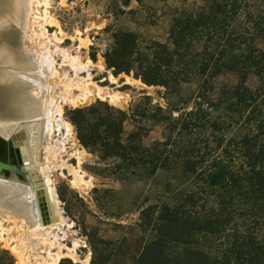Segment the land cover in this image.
<instances>
[{
    "label": "trees",
    "instance_id": "1",
    "mask_svg": "<svg viewBox=\"0 0 264 264\" xmlns=\"http://www.w3.org/2000/svg\"><path fill=\"white\" fill-rule=\"evenodd\" d=\"M256 3L209 0L183 11L172 19L169 42L112 33L103 57L114 75L132 73L171 93L197 82L185 106L69 112L80 143L114 159V174L173 175L160 199L139 210L144 244L135 264H264V0ZM223 71L237 82L214 93ZM136 116L164 124L165 138L144 145L149 125ZM127 119L135 129L123 136Z\"/></svg>",
    "mask_w": 264,
    "mask_h": 264
},
{
    "label": "rangeland",
    "instance_id": "2",
    "mask_svg": "<svg viewBox=\"0 0 264 264\" xmlns=\"http://www.w3.org/2000/svg\"><path fill=\"white\" fill-rule=\"evenodd\" d=\"M208 1H33L32 29L35 36L32 44L37 49H43L42 44L50 51L52 49L54 65L59 71L58 78L67 79L72 84L66 99L58 96L64 90L61 83L53 84L52 89L57 101L61 102L64 119L72 125V134L67 140L62 134L53 136L52 143L59 139L63 145L57 144L61 148L52 158L54 166L49 164L53 166L49 175L63 215L70 223L68 229H60V232L66 234L63 243L71 246L76 241L78 244L77 259L62 257L58 264H84L86 257L90 264H135V258L144 244L138 227L139 210L157 202L162 196L163 182L173 176L160 170L148 179H128L118 173L114 174L111 169L114 159H100L98 153L80 143L76 128L69 120L70 110L95 106L104 112L105 106L110 105L130 112L136 104L149 109L156 105L163 108L185 106V101L190 99L197 86V82L192 81L182 84L177 92L171 93L160 86L146 85L132 73L114 75L103 57L112 44V33L123 29L136 33L142 43L151 39L169 42V27L173 17L183 11H200ZM247 1L250 8H257V0ZM23 43L29 47V40L25 39ZM63 50L67 56L63 55ZM72 64L85 65L91 74L87 75L83 70L75 73ZM236 82L237 76L234 73L223 71L215 80L214 93L222 85L232 86ZM82 84L88 88L85 98H82ZM247 84L254 88L256 77L249 76ZM72 98L75 101H71ZM88 116L93 121L91 115ZM136 118L149 125L148 134L142 138L144 145L165 138L164 124H151L146 118ZM134 129V120L127 119L123 136ZM4 154L0 144V155ZM46 155L44 149L40 148L39 161L45 162ZM71 168L75 170L74 173ZM74 176H81L83 183L76 184L74 179L77 178ZM3 226L10 230L5 234L6 239L0 237V264H26L12 250V246L18 242L20 228L12 227L9 221L3 222Z\"/></svg>",
    "mask_w": 264,
    "mask_h": 264
},
{
    "label": "bare ground",
    "instance_id": "3",
    "mask_svg": "<svg viewBox=\"0 0 264 264\" xmlns=\"http://www.w3.org/2000/svg\"><path fill=\"white\" fill-rule=\"evenodd\" d=\"M33 1L0 0V136L9 139L23 132L28 164L36 165L41 176L48 180L57 215L55 221L43 224L36 188L13 173L9 176L0 174V237L6 239L5 234L10 228L4 227L3 222L9 221L12 227L20 228L18 242L12 250L24 259V263L58 264L62 257L76 258L78 244L76 241L71 246L63 243L66 234L60 229H68L70 223L63 215L49 175L54 166L52 158L61 148L57 144L63 145L59 139L52 143L53 136L62 134L67 140L72 134V125L64 119L61 102L57 101L52 89L53 84L61 83L64 90L58 96L66 99L72 84L58 78L52 49L50 51L44 44L41 45L43 49H37L32 44L35 36ZM25 39L30 42L28 48L23 43ZM46 43L50 44V41L46 40ZM62 52L67 56L64 50ZM72 67L75 73L83 70L87 75L91 74L85 65L72 64ZM81 88L82 98H85L88 88L86 84ZM40 148L47 154L43 163L39 161ZM51 163L53 166L49 165ZM71 170L75 172L73 168ZM76 178V184L83 183L81 176ZM83 262L90 264L88 257Z\"/></svg>",
    "mask_w": 264,
    "mask_h": 264
},
{
    "label": "water",
    "instance_id": "4",
    "mask_svg": "<svg viewBox=\"0 0 264 264\" xmlns=\"http://www.w3.org/2000/svg\"><path fill=\"white\" fill-rule=\"evenodd\" d=\"M23 139V132L14 134L9 139L0 136V144L5 151L4 155H0V174L9 176L13 173L19 179L31 183L36 188L41 221L43 224H49L55 221L57 215L53 194L48 180L41 176L37 166L28 164Z\"/></svg>",
    "mask_w": 264,
    "mask_h": 264
}]
</instances>
